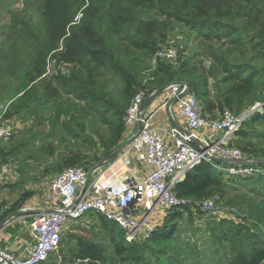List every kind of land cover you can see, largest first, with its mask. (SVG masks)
<instances>
[{
	"label": "trees",
	"instance_id": "16d2710c",
	"mask_svg": "<svg viewBox=\"0 0 264 264\" xmlns=\"http://www.w3.org/2000/svg\"><path fill=\"white\" fill-rule=\"evenodd\" d=\"M81 10L80 22L73 24L77 12ZM43 18L50 35L57 42L63 38L58 62L74 66L70 76L57 75L51 79L65 89L67 95L84 101L83 104L90 106L91 111L97 112L99 108L109 111L112 120L116 121L111 120V124L118 129V137L111 142L105 156L122 143L125 106L120 100L103 98L91 73L97 69L112 71L122 82L124 96L131 97L135 87L139 88V83L129 72L131 60H123L124 55L117 50V46L124 41L127 43L125 51H139L152 58L158 50L156 36L160 32L161 19L180 24L196 32L203 41H214L217 45L208 46L211 63L206 75L195 67H188L187 62L174 67L164 61L158 62L153 74L155 82L148 85V94L173 82H186L190 92L203 103V112L210 118L222 112L224 107L235 108L240 113L264 100V0H88V5L84 0H46ZM221 48L226 49L227 55L220 52ZM44 72L45 65L36 63L25 73V89L29 87L9 105L6 117H17L21 124L25 123L24 115L27 116L37 102L32 84L42 80ZM209 77L213 79L212 89L209 88ZM49 97L57 101L59 93L55 91ZM57 104L56 108L59 107ZM256 123H264V114H253L234 138L249 143L257 138L260 141L258 148L250 143L244 152L251 159H264V132H252L248 128ZM0 155L5 160L13 156V150L6 152L1 149ZM75 158L63 161V166L74 167ZM263 176L249 179L228 177L201 163L176 183L174 192L181 199L199 201L214 191L224 195L222 189L228 187L227 190H233L241 186L246 192L237 194L230 202L240 201L239 206L249 212V218L261 224L264 222V203L256 204L248 197L257 195L264 199ZM14 212L10 209L4 211L0 222ZM161 213L162 220L150 239L132 243L126 241L117 224L100 214H91L88 219L94 221L93 240L80 236H71L66 241L62 238L56 256L67 264L84 260L87 264H113L106 256L108 251H113L121 264H150L148 256L157 258L156 264L189 263L188 252L176 237L180 228L178 221L183 220L186 214L190 218L202 213L194 210L191 204ZM83 219L77 222L86 220ZM209 221L205 232L211 239L213 253L220 264L223 262L220 255L223 254L225 264H262L264 239L256 224L231 219ZM65 249L69 258L62 257ZM52 256L47 264H51Z\"/></svg>",
	"mask_w": 264,
	"mask_h": 264
},
{
	"label": "rangeland",
	"instance_id": "374dc122",
	"mask_svg": "<svg viewBox=\"0 0 264 264\" xmlns=\"http://www.w3.org/2000/svg\"><path fill=\"white\" fill-rule=\"evenodd\" d=\"M45 1L0 0V124L11 120L16 123L19 120L13 116H11L12 118L6 117V114L9 105L16 101L22 95L21 93L29 87L25 89V73L33 68L36 63L46 66L48 59L56 58L63 44V38L57 42L47 30V24L43 18ZM84 3L88 5V0H84ZM81 12L82 10L77 12L73 24L80 22ZM159 31L156 36L158 50L174 47L178 51V60L169 65L174 67L187 62L188 67H195L198 72L206 75V70L211 63L208 57V46H216V42L203 41V38H199L196 32L166 19L159 20ZM125 45L127 43L121 41L117 50L121 55H124L123 60H131L132 66L129 72L139 83V88L135 87V93L131 97L124 96L122 82L115 77L112 71L97 69L95 73L93 71L91 73L92 76L94 75L97 88L103 98L109 101L120 100L124 104V115L136 93L139 91L149 93L147 87L155 82L153 74L157 69V63L160 62H156V69L153 71L154 56L148 58L145 53L139 51L133 53L125 51ZM220 52L227 55L224 48H221ZM63 64L67 66L68 74L66 76L68 77L74 66L65 62ZM82 74L84 77L86 76L85 73ZM41 79L32 84L37 94V102L31 112L27 116L24 115L25 123L21 124L19 134L6 143L0 142V151L1 149L6 152L13 150V156H8L5 160L0 155V166L9 164L18 173L17 178H14L15 181L12 182L10 179L9 183L0 185L1 210L8 207L14 212L33 209L34 206L38 207L42 195L48 191L45 184L55 175L70 168L64 167L63 161L76 157L74 167L83 166L85 169H92L108 156H105L106 150L111 142L118 137V129L111 124L112 118L109 111L101 110V108L97 112L91 111L90 106L83 104L84 101L73 99V95H67L66 90L57 85L53 79ZM48 82L50 85L46 86ZM208 83L209 88L212 89L213 79L209 77ZM55 91L59 93L57 101L55 98L49 97ZM56 102L59 105L58 108H56ZM225 109L231 110L235 115L243 112L238 113L235 108L224 107L223 110ZM102 111L104 112L102 113ZM222 112H219L214 118L206 116L215 120L219 119ZM123 128L125 129L124 126ZM248 128L252 132H264V123H256L248 126ZM124 141L125 138L122 139V143ZM250 143L255 148L260 145L257 138H254ZM250 143L240 141L234 136L228 140V145L241 150L247 159H251V157L244 151ZM105 169L94 174L91 180L102 174ZM224 174L222 172V175ZM227 189L228 187L222 189L225 192L224 195L214 191L212 195L205 198H213L221 210L220 218L213 221L223 219L244 221L251 225L256 224V229L261 232V227L264 228V222L257 224L256 221L259 222L258 220L250 219L249 212L239 206L240 201L230 202L234 196L242 194L246 190L241 186H237L233 190ZM248 198L256 204L264 203V199L257 195ZM91 214L95 215L94 212H89L83 219H86L85 221L72 222L67 225L63 240L66 241L71 236L93 240L92 225L94 221L88 219ZM161 220L162 214L160 210H157L153 213L149 223L157 226ZM209 220L212 219H206L204 214L192 215L190 218L186 214L183 220L178 221L180 228L176 237L184 246L185 251L188 252L189 263L186 264H220L217 256L213 253L211 239L205 232ZM112 252L108 251L106 254L109 262L121 264L120 259L116 258ZM223 255H220L223 260L221 264H225ZM69 256L65 249L62 257L69 258ZM52 257L50 258L51 264L60 261L56 255ZM148 260H150V264H156L157 258L148 256ZM67 263L61 260V264ZM76 264L87 263L79 262Z\"/></svg>",
	"mask_w": 264,
	"mask_h": 264
},
{
	"label": "built area",
	"instance_id": "2783aa9c",
	"mask_svg": "<svg viewBox=\"0 0 264 264\" xmlns=\"http://www.w3.org/2000/svg\"><path fill=\"white\" fill-rule=\"evenodd\" d=\"M61 51L62 46L58 53ZM177 60L178 51L174 47L162 48L154 55L152 69H156L157 61L172 64ZM67 74V66L59 64L56 55V58L48 59L41 78ZM167 90L168 110L170 112L169 102L176 98L186 132L155 127L151 121L152 116H145L141 111L147 96L143 91L134 95L122 120L125 130L131 131L137 123L140 127L133 141L120 156L133 154L137 162L147 164L151 170L139 180L119 178V190L102 195H98L100 180L120 156L94 171L88 182L90 171L82 166L70 167L55 175L45 184L48 189L46 195L49 194L48 199L54 204L52 210L55 212H45L43 209L32 219L29 224L32 241L18 255L9 247L0 245V264L46 263L49 257L58 254L67 225L82 220L89 212L100 214L117 224L129 243L150 239L156 226L151 225L149 220L157 210L168 213L180 206L191 204L194 210L198 209L206 218L218 220L221 210L213 198L194 201L181 199L174 192L176 183L201 163H206L225 173V176L233 178L249 179L264 175V165L252 163L255 159H247L241 150L228 145L231 136H234L253 114H264V101L255 103L238 115L225 109L219 119L212 120L204 114L202 105L190 90L180 99L178 96L184 92V87L174 84ZM20 129L19 121L0 124V142L10 141L19 134ZM194 142H197V145ZM214 159L227 163L216 162ZM246 161L251 164H244ZM102 169H105L104 172L91 180V177ZM17 176L18 173L11 165L0 166V185L9 183L10 179L15 181ZM85 184L84 193L77 202ZM261 234L264 239L262 227ZM79 262L87 263V260L71 264ZM55 264H61V259Z\"/></svg>",
	"mask_w": 264,
	"mask_h": 264
},
{
	"label": "crops",
	"instance_id": "0c3cea01",
	"mask_svg": "<svg viewBox=\"0 0 264 264\" xmlns=\"http://www.w3.org/2000/svg\"><path fill=\"white\" fill-rule=\"evenodd\" d=\"M151 94H147V96L145 97L141 106V111L142 113L145 114V116L147 115L152 116L151 118L152 124L158 128H163L168 130L178 129L181 132H186L187 130L179 115L177 101L174 102L173 101L174 99H172L169 102L170 112L168 110V106L166 105V103L168 102L169 90H165L161 92L150 103L147 102L146 99ZM200 104L202 105L203 103L200 101ZM10 122L14 123V120H11L7 123ZM135 126L131 128V131L125 130L122 139L125 138V140H127L128 138H130L131 135L134 134ZM149 170H151L150 166H148L145 163L137 162L135 155L133 154L120 156L115 162H113L112 166L106 171L104 177L101 178L100 184L98 185V192H99L98 195H102L105 192L116 193L119 190L117 184V180L119 178L123 180H127L130 178L139 180L142 179L144 177V174ZM48 196H49L48 193L47 195L46 194L42 195V200L41 203L37 205L38 207L34 206L33 209H29L34 212L33 215L29 214L32 215L31 217H29V215L26 214L23 216L13 218L11 219V221H8L0 228L1 246L9 247V249H12L16 255L22 252L23 248L26 247L32 241L29 234V224L32 221V219L39 214L40 210L43 209L52 210L54 207V204L49 201ZM8 209H9L8 207L2 210L0 209V216H2L3 212ZM14 213H11L10 215H13ZM10 215L6 216L3 220L8 218ZM3 220H1V222Z\"/></svg>",
	"mask_w": 264,
	"mask_h": 264
},
{
	"label": "water",
	"instance_id": "95a60500",
	"mask_svg": "<svg viewBox=\"0 0 264 264\" xmlns=\"http://www.w3.org/2000/svg\"><path fill=\"white\" fill-rule=\"evenodd\" d=\"M178 85V86H182L185 88L184 92L182 94H180L178 96V98H182L184 97V95H186V93L190 90L189 89V85L186 83V82H183V81H177V82H173L171 84H168L166 86H163V87H160V88H157L147 99L146 101L147 102H152L161 92L167 90L171 85ZM174 102L176 101V98L173 100ZM139 127H140V124L137 123L136 126H135V129H134V134L128 138L127 140H125L123 143L120 144V146L115 149L110 155H108L107 157H105L103 160H101L95 167H93L89 174H88V178H87V182L91 176V174L102 168V167H105L106 165H108L110 162L116 160L122 153V151L133 141V137L137 134L138 130H139ZM195 145H197V142H194ZM216 162H221V163H227L225 161H222L220 159H214ZM254 164H257V165H264V159H255L253 160ZM244 164H251L250 162H247L244 163ZM86 182V184H87ZM86 184L81 192V194L79 195V198L77 200V202L80 200V198L82 197L83 193H84V190H85V187H86ZM45 212H50V213H53L55 212L54 210H45ZM34 212L32 210H21V211H18L16 213H14L13 215H10L8 218H6L5 220H3L1 223H0V228L6 224L8 221H11V219L13 218H16V217H19V216H23V215H26V214H33Z\"/></svg>",
	"mask_w": 264,
	"mask_h": 264
}]
</instances>
